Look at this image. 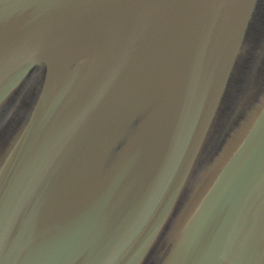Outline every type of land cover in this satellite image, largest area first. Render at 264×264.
Segmentation results:
<instances>
[{
  "label": "water",
  "instance_id": "1",
  "mask_svg": "<svg viewBox=\"0 0 264 264\" xmlns=\"http://www.w3.org/2000/svg\"><path fill=\"white\" fill-rule=\"evenodd\" d=\"M0 264H264V0H0Z\"/></svg>",
  "mask_w": 264,
  "mask_h": 264
}]
</instances>
